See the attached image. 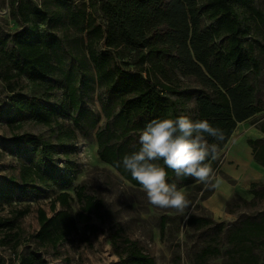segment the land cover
<instances>
[{"label":"trees","instance_id":"1","mask_svg":"<svg viewBox=\"0 0 264 264\" xmlns=\"http://www.w3.org/2000/svg\"><path fill=\"white\" fill-rule=\"evenodd\" d=\"M40 1L11 0L22 27L11 35L0 33V72L9 90L15 92L27 78L46 93L44 97L20 95L0 110L11 124L24 113L40 124H57L59 116L65 115L66 100L78 114L89 113L82 108L84 94L97 84L107 119L105 128L96 133L98 155L136 187L142 188L123 168L122 159L141 146L132 133L142 132L153 119L186 115L208 120L224 134L223 141L209 138V143L218 145V155L238 124L249 121L262 133L248 142L254 160L264 167V0L260 4L257 0ZM91 7L101 11L102 23L89 11ZM60 28L62 35L55 31ZM59 77L66 100L52 103ZM181 77L191 78L192 83L185 86ZM190 104L194 107L189 108ZM97 124L98 116L92 117V127ZM18 138L40 159L35 165H23L18 176L0 185V209L14 198H31L39 181L70 183L57 173L54 142L32 133ZM214 161H208L210 166ZM155 163L166 167L162 160ZM166 170L168 182H176L179 189L197 182L177 180L174 171ZM258 185L253 182L251 192L256 199H264V185L263 190ZM76 194L82 205L80 220L97 233L91 214L102 219L104 201L87 196L84 186ZM72 200L69 191H61L51 200V215L44 207L37 209L40 227L33 237L39 244L56 249L78 232L79 219L69 210ZM29 212L30 207H25L17 209L12 219L0 215V231L15 229ZM192 221L208 222L204 217ZM167 222L168 215L163 214V234ZM110 238L119 264H156L137 240L122 236L121 228ZM228 241L232 261L228 264H264L256 253L264 250V212L258 218L246 216ZM220 252L208 245L200 257ZM0 264H7L1 253ZM19 264L47 261L31 251L20 256Z\"/></svg>","mask_w":264,"mask_h":264},{"label":"rangeland","instance_id":"2","mask_svg":"<svg viewBox=\"0 0 264 264\" xmlns=\"http://www.w3.org/2000/svg\"><path fill=\"white\" fill-rule=\"evenodd\" d=\"M84 1L91 0H71L74 4ZM260 2L257 0V3ZM89 11L94 12L100 23L103 22L100 10L96 12L91 7ZM21 27L19 16L11 8V0H0V33L11 35ZM43 28L53 30L45 25ZM55 31L62 35L61 28ZM102 47L105 48V44ZM190 79L182 78L185 86L192 83ZM19 84L15 92L10 91L0 72V110L20 95L27 98L46 95L42 88L27 78H23ZM63 100H66L65 86L59 77L50 101ZM66 102L65 115H60L58 123L52 126L36 122L28 113L11 124L8 115L0 113V185L5 186L10 176H18L23 165H35L39 161L40 158L30 150L31 146L18 138L28 133L43 135L56 144L54 160L57 173L70 179L69 184L60 181L43 185L39 181L36 185L38 190L31 198H14L11 202H4L0 215L11 219L17 209L30 207V212L18 220L15 229L0 231V253L7 264H19L20 256L31 251L42 255L47 264H119L120 257L110 238L118 228H121L122 236L137 240L156 264L232 262L228 241L230 232L241 225L246 216L258 218L264 212V199H256L251 192L253 182L259 183L258 190H263L264 185V167L252 157V147L248 142L250 138L259 137L251 128L255 125L248 121L245 128H239L227 147L219 151L211 165L215 174L214 187L196 182L180 189L191 202L182 215L175 209L153 206L142 188L131 184L115 168L100 159L96 133L105 128L107 119L97 84L84 94L82 108L89 113L78 114ZM95 116H98V124L93 128L92 117ZM140 133H132L135 142L139 141ZM80 186L85 187L87 196L104 201V217L101 219L97 213L91 214V223L99 228L97 233L90 231L86 223L80 220L82 205L76 194ZM61 191H69L73 196L69 210L79 219V230L54 249L39 244L33 236L40 227L37 209L44 207L51 215V200ZM58 208L61 209L60 206ZM163 214L168 215L164 234L161 232ZM199 217L206 218L208 222L192 221ZM208 245L217 246L221 252L202 259L200 254ZM256 253L263 261L264 250L258 249Z\"/></svg>","mask_w":264,"mask_h":264},{"label":"clouds","instance_id":"3","mask_svg":"<svg viewBox=\"0 0 264 264\" xmlns=\"http://www.w3.org/2000/svg\"><path fill=\"white\" fill-rule=\"evenodd\" d=\"M209 138L223 141L224 134L206 119L193 120L186 115L153 119L139 135L138 151L125 155L122 166L142 186L153 206L183 215L191 202L176 182H168L166 169L174 171L177 180L192 178L214 187L215 174L208 161L217 159L218 145L209 143ZM161 160L166 167L155 163Z\"/></svg>","mask_w":264,"mask_h":264},{"label":"crops","instance_id":"4","mask_svg":"<svg viewBox=\"0 0 264 264\" xmlns=\"http://www.w3.org/2000/svg\"><path fill=\"white\" fill-rule=\"evenodd\" d=\"M246 125H248V121H244V122H242V123H239V124H238V127H237V129L235 130L234 134L232 135L231 139H232L233 136L237 133V131L239 130V128H241V127H244V128H245ZM251 128L253 129V131H256V133L259 134V137L262 136V133H261V132H260L255 126H252ZM231 139H230V140H231ZM229 142H230V141H229ZM229 142H228V144H229ZM248 148L251 149L249 145H248ZM251 156H252V155H251ZM252 157H253V156H252Z\"/></svg>","mask_w":264,"mask_h":264}]
</instances>
